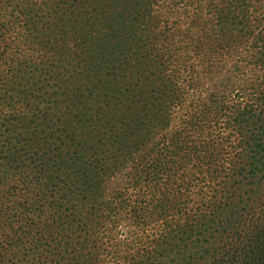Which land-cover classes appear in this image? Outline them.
Returning <instances> with one entry per match:
<instances>
[{
    "label": "trees",
    "instance_id": "obj_1",
    "mask_svg": "<svg viewBox=\"0 0 264 264\" xmlns=\"http://www.w3.org/2000/svg\"><path fill=\"white\" fill-rule=\"evenodd\" d=\"M47 1L22 10L40 59L13 65L23 42L0 20V264H264V59L249 103L221 113L231 129L198 124L211 101L170 127L169 106L197 91L192 19L146 60L103 44L101 26L140 47L143 26L161 36L179 13L171 0H118L117 18L106 0Z\"/></svg>",
    "mask_w": 264,
    "mask_h": 264
},
{
    "label": "rangeland",
    "instance_id": "obj_2",
    "mask_svg": "<svg viewBox=\"0 0 264 264\" xmlns=\"http://www.w3.org/2000/svg\"><path fill=\"white\" fill-rule=\"evenodd\" d=\"M168 1L156 0L159 5L158 7L154 5L156 8L153 6L152 10L164 8L168 5ZM171 1L175 3V5L171 4V8L176 11L179 10V13H176V17L170 16L157 22L155 28H158L161 36L158 33H156V37L151 35L149 27L143 26L142 30H139L140 27L135 25L137 30L142 31L141 35L143 39L146 38L144 33L147 34V39L140 47H138L140 45L138 44L139 41L134 42L130 38H127V42L121 45L122 41L116 42L115 39L117 27L112 25L114 20H105L101 26L102 43L106 46H114L117 51L120 50L121 52L128 50L131 53L132 50L136 51L139 48V50H142V56L146 60L152 58L153 55L156 58H160L161 56L162 59L165 56L166 46L165 43L164 46L161 44L165 40L171 42L177 39L173 32L174 24L171 21L177 20L180 25V21L182 23V20L186 18L192 19L190 25L184 22L192 31L183 38L187 41V35H190L196 41L195 45L189 46L188 49L193 52V55H199L197 58H199V64H201L199 66L197 91L192 93L183 92L180 101L173 102L169 106L170 127L177 125L179 119L184 117V113L189 109L193 101L204 103L211 101L212 106L210 109L202 108L198 124L213 129V132H222L228 130L227 128L231 129L233 126L229 124L227 117L230 109L233 108L234 104H237L235 103L236 100L243 99V103H249V101H246L245 96L253 91L255 80L262 74V68L258 63L260 62V57L264 59V50L259 46L258 39L260 32L263 33L262 36L264 35V0ZM107 2L108 0L104 2L106 11L111 12L112 18H117L120 15L119 11L116 10L120 5L118 0H112V6H109ZM46 4H50V1L0 0V20L9 22L8 28L11 33L9 32L8 39L23 42L22 52L16 54L14 61L11 62L13 65L20 63L19 59H24V56L32 59H40L42 56L43 52L37 46L28 44V41L25 39L27 27L22 10L29 5H34L39 15H45L46 11L48 13L51 11L45 7ZM61 13L66 14L64 9L61 10ZM68 25L71 32H76L80 27L79 23L76 24L73 21H69ZM177 31H183L182 27L180 26ZM166 37L167 39H165ZM154 38L156 39L154 40ZM44 39V42L48 44V39L46 37ZM135 40H139V37L135 38ZM198 45L200 46V50L196 55ZM162 46L163 48H161ZM32 47L34 50L30 49ZM193 61L192 59L191 62ZM133 62L131 61L132 64ZM178 72L180 73L178 80L182 84L187 82L188 72ZM211 95L215 98L213 102L210 98ZM250 104L252 112L258 111L260 108L256 103ZM241 106H244V104H241ZM223 112H227V116H222L221 113ZM119 229H121V233L126 232L125 226Z\"/></svg>",
    "mask_w": 264,
    "mask_h": 264
}]
</instances>
